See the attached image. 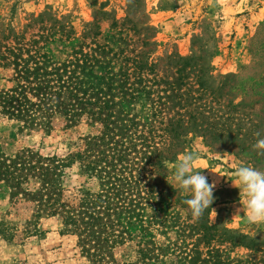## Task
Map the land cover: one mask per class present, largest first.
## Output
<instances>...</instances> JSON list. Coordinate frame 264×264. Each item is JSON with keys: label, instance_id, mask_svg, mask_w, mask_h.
<instances>
[{"label": "rangeland", "instance_id": "obj_1", "mask_svg": "<svg viewBox=\"0 0 264 264\" xmlns=\"http://www.w3.org/2000/svg\"><path fill=\"white\" fill-rule=\"evenodd\" d=\"M15 44L23 50L22 56L38 50L51 64H67V71L94 75L92 68L97 78L104 76L103 81L108 72L113 83L94 96L115 103L113 126L120 135L125 117L139 124L148 121L146 107L151 101L158 102L166 122L189 120L194 132L186 137L181 153L167 163L175 188L174 169L188 152L197 154L196 170L210 183L207 168L217 165L229 170L248 165L264 171V155L253 148L264 138V0H0V54H7ZM142 50L148 62L156 64L152 73L143 74L151 95L133 100L122 91L135 74L127 80L123 72L131 71L130 59ZM175 55L190 57L194 64L186 68L184 83L176 73ZM14 71L15 66L0 63V91L14 84ZM197 74L202 76V90ZM93 84L102 88L99 82ZM121 108L130 109L128 115ZM102 132L103 125L85 114L75 119L56 116L47 130L0 111V152L5 155L32 150L41 156H66L80 148L84 136H95L99 142ZM64 171L66 188L85 180L78 164ZM85 186L98 190L96 180ZM216 189L209 222L264 237V224H248L246 213L222 204ZM177 195L190 194L178 190L154 216L146 215L159 247L160 260L154 264L164 259L165 264H194L177 256V247L192 249L198 236L185 200L178 197L175 202ZM27 205H13L11 191L0 182V220L26 217ZM38 226L40 233L27 238L19 232L13 240L0 236V264H91L76 235L66 230L60 218L43 217ZM218 247L221 256L214 260L225 264H241L252 256L243 246ZM128 250L118 246L113 255L126 261Z\"/></svg>", "mask_w": 264, "mask_h": 264}, {"label": "trees", "instance_id": "obj_2", "mask_svg": "<svg viewBox=\"0 0 264 264\" xmlns=\"http://www.w3.org/2000/svg\"><path fill=\"white\" fill-rule=\"evenodd\" d=\"M22 51L15 44L8 47L7 54H0L2 66H15L14 84L0 91L2 114L42 125L47 130L56 116L75 119L85 114L99 121L103 132L99 142L95 136H84L80 148L66 156H41L32 150L13 155L0 152V182L11 191L13 205L28 203L26 217L0 220V236L13 240L19 232L27 238L40 233L41 218L57 216L66 230L76 235L91 264H154L160 260L156 251L159 247L152 239V225L146 224L145 218L149 214L154 216L166 199L177 194V188L170 182L167 163L181 153L195 126L182 117L166 122L158 102L151 101L146 107L148 121L139 124L127 116L120 135L113 126L116 121L111 106L115 103L110 105L94 96L104 85L113 83L108 72L103 81L104 76L97 78L92 68L89 70L94 75H82L67 71V64H51L38 50L26 56H22ZM145 54L144 50L135 54L130 59L131 71L123 72L127 80L135 74L127 90L122 91L133 100L151 95L143 74L152 73L156 64L149 63ZM173 57L178 79L184 83L189 73L186 68L194 65L190 64L192 58ZM82 62L86 63V58ZM200 73L203 75L204 71ZM93 81L102 88L95 87ZM196 83L199 90L204 89L200 74ZM121 111L128 115L130 109ZM156 138L159 142L154 141ZM74 163L85 180L69 189L63 185L64 168ZM95 180L97 191L85 186ZM189 196L177 195L175 202L178 197L186 200ZM209 211L210 208L194 219L198 242L193 243L192 249L177 247V256L194 264H225L224 260H214L221 256L218 246H243L252 256L241 264H264V237L255 238L223 224H212ZM188 214L191 216L189 209ZM122 245L129 249L126 261H118L113 255V250ZM203 254L206 256L201 259ZM165 262L164 259L162 264Z\"/></svg>", "mask_w": 264, "mask_h": 264}, {"label": "clouds", "instance_id": "obj_3", "mask_svg": "<svg viewBox=\"0 0 264 264\" xmlns=\"http://www.w3.org/2000/svg\"><path fill=\"white\" fill-rule=\"evenodd\" d=\"M253 148L264 155V138L258 139ZM196 161V153H185L180 157L172 177L177 190L190 194L184 202L193 219H199L210 208L214 199L213 189L216 186L215 181L210 183L206 175L196 170ZM233 171L235 179L239 182L235 186L243 190L246 198L244 207L247 209V223L264 224V171L245 165H240Z\"/></svg>", "mask_w": 264, "mask_h": 264}, {"label": "crops", "instance_id": "obj_4", "mask_svg": "<svg viewBox=\"0 0 264 264\" xmlns=\"http://www.w3.org/2000/svg\"><path fill=\"white\" fill-rule=\"evenodd\" d=\"M218 167L219 165L207 168L206 174L210 175L213 181H216V191L218 192L217 197L219 201L228 207L231 206L236 211L247 213V209L244 207L246 198L243 195V190H239L235 186L239 182L235 179L234 171L227 169L223 165L221 168Z\"/></svg>", "mask_w": 264, "mask_h": 264}]
</instances>
